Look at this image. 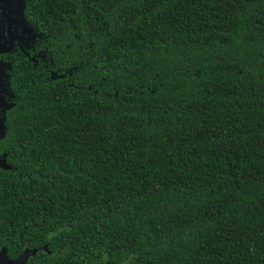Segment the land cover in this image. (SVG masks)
<instances>
[{
  "label": "trees",
  "instance_id": "16d2710c",
  "mask_svg": "<svg viewBox=\"0 0 264 264\" xmlns=\"http://www.w3.org/2000/svg\"><path fill=\"white\" fill-rule=\"evenodd\" d=\"M3 56L0 250L26 264H264V0H23Z\"/></svg>",
  "mask_w": 264,
  "mask_h": 264
},
{
  "label": "flooded vegetation",
  "instance_id": "af4514ba",
  "mask_svg": "<svg viewBox=\"0 0 264 264\" xmlns=\"http://www.w3.org/2000/svg\"><path fill=\"white\" fill-rule=\"evenodd\" d=\"M10 4L11 2L7 0H0V46L4 43L6 44L9 40H12L13 44V47L9 52L0 54L1 66L4 63V59L1 58L2 56H6V54L10 53L16 48H19L23 52L24 49L29 47L30 41L34 39L33 34L29 32L30 27L28 23H23L22 27L20 26L19 18L21 15L17 14V10L13 5ZM4 70L6 75V69ZM2 81L3 79L1 80L0 97L3 96L1 95V93H3L2 89H4L6 85L5 81Z\"/></svg>",
  "mask_w": 264,
  "mask_h": 264
},
{
  "label": "water",
  "instance_id": "95a60500",
  "mask_svg": "<svg viewBox=\"0 0 264 264\" xmlns=\"http://www.w3.org/2000/svg\"><path fill=\"white\" fill-rule=\"evenodd\" d=\"M7 1L11 2L10 5H13L14 8L18 12L17 14L21 15L19 18V21H20V26L22 27L23 23H27V21L23 18V14H22L23 9H24L23 0H7ZM29 32L32 33L31 28H30ZM12 47H13L12 40H9L6 44L4 43L3 45L0 46V54H4L6 52H9ZM4 74H5V70L3 69V67H1V64H0V86H1V80L3 79ZM4 96L0 97V110H2L3 107L6 105V103L4 101ZM0 127H1V120H0ZM0 132H1V130H0ZM0 169H3V170L8 169V167L6 166L5 156H2V158H0ZM34 254H35V251L26 250L23 253V255L20 256L19 258L15 259V260H9L7 257V251L5 248H3L0 250V264H26L28 257L30 255H34Z\"/></svg>",
  "mask_w": 264,
  "mask_h": 264
}]
</instances>
